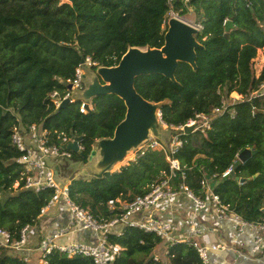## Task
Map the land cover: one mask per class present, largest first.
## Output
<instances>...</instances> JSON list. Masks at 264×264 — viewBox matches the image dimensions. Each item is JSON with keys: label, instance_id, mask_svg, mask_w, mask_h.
I'll list each match as a JSON object with an SVG mask.
<instances>
[{"label": "trees", "instance_id": "16d2710c", "mask_svg": "<svg viewBox=\"0 0 264 264\" xmlns=\"http://www.w3.org/2000/svg\"><path fill=\"white\" fill-rule=\"evenodd\" d=\"M169 12L178 17L192 12L200 27L197 69L179 64L175 82L161 75L140 76L134 81L136 92L160 106L161 121L169 129L210 113L232 93L242 97L213 118L209 130L180 134L183 146L175 157L181 172L171 186L185 185L206 199L200 186L204 180L230 212L250 225L264 224V97L247 99L264 82V0H0V228L13 238L26 226L38 230L41 211L52 197L48 189L34 193L22 188V153L11 144L13 128L36 125L51 134L80 138L82 153L90 156L93 144L112 138L124 119L123 101L114 95L95 97L80 113L78 99L56 110L49 95L65 91L64 83L86 58L97 64L90 69L95 72L117 66L130 48H161ZM227 21L233 27L225 38ZM258 50L263 64L256 76ZM244 150L255 154L241 163L237 156ZM65 160L59 178L69 198L101 223L122 214L125 204L146 195L168 174L159 151H148L100 178L74 176L70 164L85 162L80 155L71 152ZM231 166L232 175L221 178ZM105 236L108 245L121 248L111 264H200L186 242L168 244L161 261L153 256L162 242L154 234L127 226L120 234ZM0 264L28 263L1 249ZM43 264L92 262L52 253Z\"/></svg>", "mask_w": 264, "mask_h": 264}, {"label": "built area", "instance_id": "2783aa9c", "mask_svg": "<svg viewBox=\"0 0 264 264\" xmlns=\"http://www.w3.org/2000/svg\"><path fill=\"white\" fill-rule=\"evenodd\" d=\"M170 13L175 15L173 12ZM197 28L198 30L200 29V27ZM94 66H97V64L89 58H86L76 69L74 78L64 83L66 87L69 85L71 88H66L63 92L53 91L49 95L50 102L56 110L59 109L62 102L67 100L72 103L78 99H75V97H78L79 93L84 90L82 87V82L85 78L84 70H90ZM254 96L264 97V82L247 99L250 100ZM238 97V100L232 99V102L229 103L227 102L228 100H224L220 107L213 109L208 114H196L184 124L171 127L170 129L174 130V133L170 136L169 141L158 140L150 135L148 140L136 148L135 151L137 154L133 161L142 157L148 151L162 152L168 164V174L162 178L161 182L153 185L146 195L136 198L130 204H125L122 214L103 223L94 220L86 210L75 204L69 198L67 185L58 180L60 165L48 163L50 159L63 161L71 158L72 151L62 148V144L68 142L73 143L75 139L68 138L58 132L51 134L36 125L28 127L21 125L15 126L11 134V144L16 150L22 153L18 159V163L23 167V173L20 179L22 188L33 191L34 193H39L46 189L51 190L52 197L47 206L41 211V214L51 207L60 204L65 208L67 225L66 228L54 230L52 234L43 238L39 245L34 248L29 247V236L31 235L30 226L21 229L18 234V239L13 238L10 232L0 228V250H10L12 254L19 255L22 261L28 264L31 263V257L34 254H38L37 262L43 264L45 258L52 253H59L68 259L75 257L88 258L92 264H111L113 258L121 251V248L118 245H108L105 234L116 227L123 229L128 226L137 228L145 233L154 234L161 241H168V244L171 245L178 242L189 243L197 252L200 264H214L209 257L210 250H223V247L217 244L212 245L208 239V235L199 229L196 220L198 212L207 213L211 210L216 220L228 222L239 235L243 234L249 228H254L255 235L253 236V244L250 251L253 255L263 254L264 239L262 234L264 232V224L258 226L250 225L239 215L230 212L220 203L219 197L212 192L206 181L203 180L200 183L206 199L195 196L185 185H180L177 188L171 186V181L176 178L178 172H181L180 163L175 157L178 150L183 146L180 134H185V128H193L192 132L209 130L211 120L224 114L228 107L231 106L230 104L242 100L241 96ZM86 105V102L80 101V113L86 112ZM157 118L160 125L166 128L167 126L161 121L160 113L157 114ZM77 145L78 150L82 152L83 149L80 143ZM127 164L126 162L125 165ZM232 172L233 166L229 167L221 175V178H228L232 175ZM15 186H18V184ZM181 196H184L192 204L193 210L191 216L187 219L184 236L180 239H174L173 234L176 231L174 220L167 218L159 219L152 216L150 212L159 204L178 201ZM109 205L112 207V202ZM75 228L79 232L83 231L97 234L98 242L96 244H87L69 240L63 243L61 240L69 235V233L74 232ZM155 260L158 259L155 258ZM261 262L264 264V255L261 257Z\"/></svg>", "mask_w": 264, "mask_h": 264}, {"label": "water", "instance_id": "95a60500", "mask_svg": "<svg viewBox=\"0 0 264 264\" xmlns=\"http://www.w3.org/2000/svg\"><path fill=\"white\" fill-rule=\"evenodd\" d=\"M233 27L231 21L225 23V38ZM198 30L184 21L171 18L167 22L164 35V45L159 48H130L122 56L115 67H100L95 71L91 82L83 92L79 93L78 100L89 102L99 96L114 95L121 99L126 108L124 119L117 125L113 137L97 140L93 144L90 156L78 150L80 138L68 148L84 160L98 157L96 172L92 177L100 178L104 173L111 172L113 166L124 161L127 154L138 148L149 139L150 135L160 140L158 133L161 128L157 118L160 106L143 99L134 88V81L140 76L161 75L175 82L174 73L179 64H187L196 70V50L202 46L196 41ZM71 87L68 85L67 89ZM70 104L64 101L58 110ZM86 108L89 109L88 105ZM193 128H185L184 133H192ZM255 152L244 150L237 159L245 162ZM243 181V180H241Z\"/></svg>", "mask_w": 264, "mask_h": 264}, {"label": "crops", "instance_id": "0c3cea01", "mask_svg": "<svg viewBox=\"0 0 264 264\" xmlns=\"http://www.w3.org/2000/svg\"><path fill=\"white\" fill-rule=\"evenodd\" d=\"M193 206L184 196H181L178 201L167 204H159L151 210V215L159 219H172L176 225V231L173 234L174 239H180L186 231L187 219L191 216ZM197 224L199 229L208 235L212 245H219L223 250L211 249L209 252L210 260L214 264H262L261 257L263 254L253 255L250 248L253 244V236L255 235L254 228H249L241 235L237 234L231 225L226 221H219L214 218L213 212L209 210L207 213H197ZM67 214L62 205H56L44 212L38 224V230L31 228L29 236V247H36L39 242L46 236L53 233L54 230L66 228ZM121 227H116L109 231L112 234H120ZM264 239V232H263ZM69 240L79 241L87 244H96L98 235L91 232H79L75 228L74 232L67 235L61 241ZM60 241V242H61ZM165 245L157 246L153 252L154 258L164 261L168 241ZM32 262L38 260V254L31 257Z\"/></svg>", "mask_w": 264, "mask_h": 264}, {"label": "rangeland", "instance_id": "374dc122", "mask_svg": "<svg viewBox=\"0 0 264 264\" xmlns=\"http://www.w3.org/2000/svg\"><path fill=\"white\" fill-rule=\"evenodd\" d=\"M171 18L180 19V20L184 21L185 23H187L188 25H190L193 28H195L196 30H198V28H197L198 26L195 24V17H194L192 12L188 16H185V17H178V16H175V15H172V13L169 12L167 14V22ZM253 62H254V68H255V75L257 76L258 73L260 72L262 64H263V55H262V51L261 50H258L257 56L253 60ZM84 71H85L84 72L85 73V78H84V81L82 82V87L85 90L86 86L91 82L93 76L95 75V72H93L92 70H88V69H86ZM230 96H231L230 99L227 101L228 103L232 102V99L238 100V98H239L238 97L239 95H237L235 93H232ZM78 97H79V95H78ZM78 97H75V99L78 98ZM89 103H91V101ZM230 105H232V104H230ZM161 128H162V130L160 129L159 132H158L160 134V139L165 141V142L169 141L170 138H171L170 136L174 133V130H171V129L167 128V127L164 128L163 126H161ZM26 144H28V142H26ZM70 144H72V142H68V143L62 144V148L69 149L68 146ZM136 154L137 153H136L135 150L130 151L127 154V156L125 157L124 162L123 163L121 162L122 164L120 163V165L117 168L118 169L121 168V166H124L126 164V162L128 163V161H133V159L135 158ZM97 161H98V157L94 156L92 158H89V159L85 160V162H77L76 164H70V168L69 169L74 172V176L75 177L87 178L88 179V178H91L93 176V174L96 172ZM63 162L64 161L54 160V159H50L48 161V163L59 164V165H61ZM117 168H114V166H113L112 171L118 170ZM58 180H59V182H63V180L61 178H58ZM5 197H6V195H3L2 199H4ZM165 243H166L165 241H162L159 245L163 246V244L165 245Z\"/></svg>", "mask_w": 264, "mask_h": 264}, {"label": "bare ground", "instance_id": "6f19581e", "mask_svg": "<svg viewBox=\"0 0 264 264\" xmlns=\"http://www.w3.org/2000/svg\"><path fill=\"white\" fill-rule=\"evenodd\" d=\"M123 162H124V161H123ZM123 162H122V163H123ZM119 164H120V163H118V164H117V165H115L114 167L116 168V167H117Z\"/></svg>", "mask_w": 264, "mask_h": 264}, {"label": "clouds", "instance_id": "9594fccd", "mask_svg": "<svg viewBox=\"0 0 264 264\" xmlns=\"http://www.w3.org/2000/svg\"><path fill=\"white\" fill-rule=\"evenodd\" d=\"M87 103V102H86ZM87 105H88V103H87ZM238 157V156H237Z\"/></svg>", "mask_w": 264, "mask_h": 264}]
</instances>
